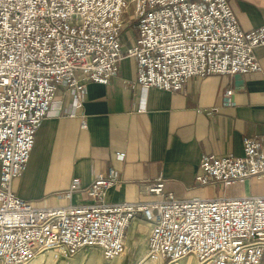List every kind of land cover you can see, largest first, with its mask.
Returning <instances> with one entry per match:
<instances>
[{"label": "built area", "instance_id": "2783aa9c", "mask_svg": "<svg viewBox=\"0 0 264 264\" xmlns=\"http://www.w3.org/2000/svg\"><path fill=\"white\" fill-rule=\"evenodd\" d=\"M125 26L136 36L123 50ZM262 45L264 24L241 28L227 0H0V264L84 248L111 260L136 219L148 226V263L189 255L197 264H264V194L177 199L157 177L146 187L155 199L108 203L112 167L83 188L70 180L64 197L84 191L88 203L37 207L12 190L59 87L74 116L85 84H107L125 56L136 60L141 89L173 92L191 77L259 72L254 49ZM250 178L264 182V138L255 135L242 138L240 156H203L194 182L226 190Z\"/></svg>", "mask_w": 264, "mask_h": 264}, {"label": "crops", "instance_id": "0c3cea01", "mask_svg": "<svg viewBox=\"0 0 264 264\" xmlns=\"http://www.w3.org/2000/svg\"><path fill=\"white\" fill-rule=\"evenodd\" d=\"M227 1L241 28L264 24V0ZM129 28L122 37L123 50L136 36ZM254 53L261 67L257 73L191 77L173 92L141 89L136 84V60L125 56L107 84H85L82 106L74 116L67 115L71 97L59 87L35 134L24 171L12 179L13 192L35 206L44 192L53 195L44 200L57 194L66 204L88 203L91 199L84 191L64 197L70 180L78 177L83 188L112 167L117 181L105 192L108 203L155 199L146 187L157 177L163 179L164 191L177 199L264 194V187L237 192L233 185L223 190L218 184L194 182L203 156H240L243 137L264 138V45ZM228 89L232 94L224 102ZM147 231L148 226L136 219L127 234L142 233L146 238Z\"/></svg>", "mask_w": 264, "mask_h": 264}, {"label": "rangeland", "instance_id": "374dc122", "mask_svg": "<svg viewBox=\"0 0 264 264\" xmlns=\"http://www.w3.org/2000/svg\"><path fill=\"white\" fill-rule=\"evenodd\" d=\"M131 32L128 26H125L122 30L121 36H127ZM239 191H260L264 187V182L255 179H245L240 182H234L232 184ZM220 186V185H219ZM232 188V189H233ZM212 189V187H211ZM213 190V189H212ZM221 190V188L219 189ZM220 192V191H218ZM53 195L51 193L44 192L42 196L37 199V207L48 206H63L66 204L62 195L54 194V199H48ZM145 256V235L142 233H136L134 235L127 234L125 242V250L123 253L111 260H104L99 252L95 249H81L74 256L69 258L61 257L59 253L46 250L36 255L28 264H160V263H148L144 260ZM162 264H167L166 262ZM168 264H197L196 260L192 256H186L179 259L176 262Z\"/></svg>", "mask_w": 264, "mask_h": 264}, {"label": "water", "instance_id": "95a60500", "mask_svg": "<svg viewBox=\"0 0 264 264\" xmlns=\"http://www.w3.org/2000/svg\"><path fill=\"white\" fill-rule=\"evenodd\" d=\"M234 77L235 78L241 77V74H235Z\"/></svg>", "mask_w": 264, "mask_h": 264}]
</instances>
